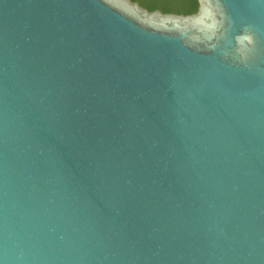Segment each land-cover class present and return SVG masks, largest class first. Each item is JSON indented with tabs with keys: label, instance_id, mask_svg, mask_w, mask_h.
Returning <instances> with one entry per match:
<instances>
[{
	"label": "water",
	"instance_id": "1",
	"mask_svg": "<svg viewBox=\"0 0 264 264\" xmlns=\"http://www.w3.org/2000/svg\"><path fill=\"white\" fill-rule=\"evenodd\" d=\"M196 2L0 0V264H264V0Z\"/></svg>",
	"mask_w": 264,
	"mask_h": 264
},
{
	"label": "trees",
	"instance_id": "2",
	"mask_svg": "<svg viewBox=\"0 0 264 264\" xmlns=\"http://www.w3.org/2000/svg\"><path fill=\"white\" fill-rule=\"evenodd\" d=\"M148 11L160 10L163 13L192 14L197 9L196 0H132Z\"/></svg>",
	"mask_w": 264,
	"mask_h": 264
},
{
	"label": "clouds",
	"instance_id": "3",
	"mask_svg": "<svg viewBox=\"0 0 264 264\" xmlns=\"http://www.w3.org/2000/svg\"><path fill=\"white\" fill-rule=\"evenodd\" d=\"M222 15V13H221ZM236 47L234 49L236 57L240 62L248 60L250 55L255 50V37L249 32L245 31L242 34L235 37Z\"/></svg>",
	"mask_w": 264,
	"mask_h": 264
}]
</instances>
